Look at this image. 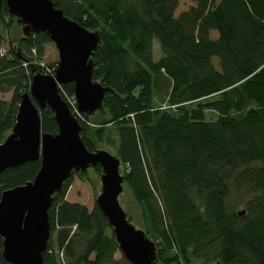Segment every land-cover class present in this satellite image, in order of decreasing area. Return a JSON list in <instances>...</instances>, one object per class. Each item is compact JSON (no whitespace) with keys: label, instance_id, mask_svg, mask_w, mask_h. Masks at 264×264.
<instances>
[{"label":"trees","instance_id":"16d2710c","mask_svg":"<svg viewBox=\"0 0 264 264\" xmlns=\"http://www.w3.org/2000/svg\"><path fill=\"white\" fill-rule=\"evenodd\" d=\"M52 1L82 27L100 29L92 79L114 92L105 93L96 123L77 118L80 136L89 151L104 145L122 161L146 234L159 241L161 264H264V0H188L183 11L180 0ZM15 23L2 0L0 43ZM50 42L36 34L20 42V56L12 49L0 55V93L13 90L9 104L0 100V139L29 91L31 68L39 70L32 50L39 55ZM63 87L73 94L71 84ZM208 111L214 121H206ZM40 118L42 132H57L48 107ZM39 166L4 170L0 195L33 180ZM67 186L48 211L44 264H61L58 252L66 264H130L116 258L96 205L64 200ZM0 264H7L1 238Z\"/></svg>","mask_w":264,"mask_h":264},{"label":"water","instance_id":"95a60500","mask_svg":"<svg viewBox=\"0 0 264 264\" xmlns=\"http://www.w3.org/2000/svg\"><path fill=\"white\" fill-rule=\"evenodd\" d=\"M1 5L2 0L0 10ZM5 6L17 23L9 33V44L17 55L20 56L21 41L44 33L58 52V62L53 75L32 68L29 91L20 95L14 123L0 139V174L25 163H40L33 180L0 195L4 260L7 264H44L53 195L71 176L86 173L87 180L95 174L93 179L99 184L95 205L106 219L121 256L130 264H161L156 244L146 234L138 205L125 183L122 161L106 146L87 149L76 116L58 92V85L71 84L78 111L90 123L99 120L105 93L114 92L101 80L92 79L100 29L82 27L65 16L52 0H5ZM45 107L53 113L55 134L41 130L40 110ZM97 166L99 174L95 172ZM134 212L141 228L134 222Z\"/></svg>","mask_w":264,"mask_h":264},{"label":"rangeland","instance_id":"374dc122","mask_svg":"<svg viewBox=\"0 0 264 264\" xmlns=\"http://www.w3.org/2000/svg\"><path fill=\"white\" fill-rule=\"evenodd\" d=\"M190 6H191V4L188 0H180V5L178 8V11H183ZM4 36H5L4 41L2 43H0V55L9 57L8 54H9V51L11 49H12L11 51H13V52H17V51L15 50V48L13 49L12 47L9 46L10 45L8 43L9 37H7L6 33ZM15 37H13V38H15ZM40 49H41V54L38 55V53L35 50H32V55L29 56L30 58L33 59V62H32L33 66H37V68H39V70L35 69V68L34 69L37 72H40V73L45 74V75H53L55 73V69H56L57 62H58V52H57V50H56V48L52 42L44 43L42 46H40ZM161 55H162V53L160 51L159 45H158L157 41L154 40L152 43L153 60L157 61L161 57ZM26 64L27 63L23 64V66ZM31 71H32V68H31ZM63 86L64 85H62L60 89L58 87V92L61 90V93L64 97L63 100L66 103L68 101L70 103L71 102L73 103V107H72V103H71V106L68 105V103H67L68 107H70L71 111L74 113L76 118H78L81 122H84L85 121V119L83 118L84 115L78 111L77 102L75 104L76 99H74V94H69ZM12 97H13V90H10L6 93H0V100L4 101L5 103L9 104L12 100ZM216 98H217V95L212 96L211 98H205V99L195 101V102L191 103L190 105H186V106L188 108H195L199 102L200 103H206V102H208L210 100H214ZM158 106H160L161 108H166V105L163 103L158 105ZM205 119H206V121H214L216 119V114L214 112L208 111L205 113ZM87 125L91 126L92 124L88 123ZM93 175H95V174H93ZM93 175L90 176L92 179L90 178L88 180L86 179V173H83L79 176H73L70 179H68L67 180L68 186H67V189L65 192L64 200L66 202H69V203H77V204L83 205L88 210H91L93 208V206L95 205V195H96V192L98 189L97 186L99 185V184H97L96 179H93ZM159 207H160V211L162 213L163 211H162V207H161L160 203H159ZM131 209H133L134 211L137 212V209H135V207H132ZM238 210H241V208L239 207ZM136 212L133 213V219H134V222L137 225H139V227L141 228L142 224H141L140 218ZM163 225L166 228L168 224L166 222ZM157 242H159L158 239L155 240V244H157ZM49 243L53 247H55L54 235L51 236ZM175 251H176V249L172 252L175 253ZM119 255H120V253H117V255H116L117 259L119 258ZM58 256L60 258L61 264H66L64 256L61 252H58ZM195 263L201 264L200 260L195 261Z\"/></svg>","mask_w":264,"mask_h":264},{"label":"built area","instance_id":"2783aa9c","mask_svg":"<svg viewBox=\"0 0 264 264\" xmlns=\"http://www.w3.org/2000/svg\"><path fill=\"white\" fill-rule=\"evenodd\" d=\"M59 86H60V85H58V87H59ZM74 99H76L75 96H74ZM76 102H77V101L75 100V104H76ZM67 103H68V105L71 106V103H72V102L70 103V102L68 101ZM67 103H66V104H67ZM72 107H73V103H72Z\"/></svg>","mask_w":264,"mask_h":264},{"label":"bare ground","instance_id":"6f19581e","mask_svg":"<svg viewBox=\"0 0 264 264\" xmlns=\"http://www.w3.org/2000/svg\"><path fill=\"white\" fill-rule=\"evenodd\" d=\"M99 38H100V36H99ZM98 42H99V40H98ZM61 86H62V85L59 86V89L61 88ZM68 108L70 109V107H68ZM70 111H71V109H70ZM80 126H81V125H80Z\"/></svg>","mask_w":264,"mask_h":264}]
</instances>
